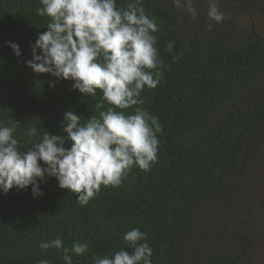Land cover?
Masks as SVG:
<instances>
[{
	"label": "trees",
	"instance_id": "1",
	"mask_svg": "<svg viewBox=\"0 0 264 264\" xmlns=\"http://www.w3.org/2000/svg\"><path fill=\"white\" fill-rule=\"evenodd\" d=\"M127 2L118 0L121 7ZM194 6L195 18L172 0H143L160 29L164 62L160 84L145 88L139 106L162 125L158 162L147 172L133 167L119 187L102 186L86 206L55 177L39 181L41 196L34 197L32 186L0 192V264H63V249L40 247L57 237L69 249L74 241L88 244L86 254H69L73 264H93V256L131 252L124 235L133 228L147 234L153 264H186L200 212L219 202L229 207L264 164V0H219L226 18L212 21L211 30L208 0ZM38 7L39 0H0V124L16 127L21 151L42 140L44 131L66 136V111L84 123L99 117L97 103L104 104L101 110L110 107L100 90L84 96L71 89L72 81L28 67L32 45L49 22ZM9 41L19 44L20 57ZM169 41L178 59L166 50ZM30 127L37 137L27 136ZM250 221L234 232L226 252L219 249L198 264H253L257 230Z\"/></svg>",
	"mask_w": 264,
	"mask_h": 264
},
{
	"label": "clouds",
	"instance_id": "2",
	"mask_svg": "<svg viewBox=\"0 0 264 264\" xmlns=\"http://www.w3.org/2000/svg\"><path fill=\"white\" fill-rule=\"evenodd\" d=\"M172 3L193 18L198 15L195 0ZM39 4L37 14L47 16L49 22L32 45L28 67L72 81L71 89L84 96L95 97L100 90L110 107L101 110L104 104L97 103L99 117L91 115L84 123L73 111H66L62 124L66 136L44 131L42 140L26 151L20 150L16 127L0 124V192L32 186L34 197L41 196L39 181L55 177L61 189L77 194L78 203L86 206L102 186L119 187L133 167L147 172L158 162L157 134L162 125L139 106L144 104L145 88L155 89L162 80L164 62L156 35L160 29L147 15L143 0H128L126 7L118 0H39ZM208 5L211 30L212 21L222 23L226 16L219 0H208ZM7 43L20 57L19 44ZM174 43L169 41L166 50L178 59ZM49 86L54 88L55 83ZM129 108L134 112L126 115L123 110ZM27 136L37 137V128L30 127ZM124 240L131 252L121 248L110 256H93V264H153L145 232L133 228ZM40 247L63 249V264H73L69 252L82 256L89 250L88 244L78 241L66 248L61 237ZM39 264L50 261L41 259Z\"/></svg>",
	"mask_w": 264,
	"mask_h": 264
},
{
	"label": "rangeland",
	"instance_id": "3",
	"mask_svg": "<svg viewBox=\"0 0 264 264\" xmlns=\"http://www.w3.org/2000/svg\"><path fill=\"white\" fill-rule=\"evenodd\" d=\"M263 166V167H261ZM253 170L245 188L229 207L219 202L205 207L196 220L194 241L186 252V264H198V260L212 253L226 252L236 230L251 219L257 230V247L253 264H264V164Z\"/></svg>",
	"mask_w": 264,
	"mask_h": 264
}]
</instances>
